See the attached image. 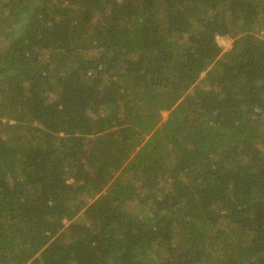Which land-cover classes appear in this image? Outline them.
<instances>
[{"label":"trees","instance_id":"obj_1","mask_svg":"<svg viewBox=\"0 0 264 264\" xmlns=\"http://www.w3.org/2000/svg\"><path fill=\"white\" fill-rule=\"evenodd\" d=\"M258 24L264 0H0V264H264Z\"/></svg>","mask_w":264,"mask_h":264},{"label":"rangeland","instance_id":"obj_2","mask_svg":"<svg viewBox=\"0 0 264 264\" xmlns=\"http://www.w3.org/2000/svg\"><path fill=\"white\" fill-rule=\"evenodd\" d=\"M255 31L260 37H264V25L258 24L255 28ZM218 40L223 47V51H227L232 46L233 37H231L229 35L228 36H221L218 38ZM168 113H169V111H167V110L163 111L162 120H165L167 118ZM129 176L132 179L133 183L141 184L143 181V175H142L140 170H138L134 173H131ZM136 205H137V202L132 201V200L129 201V207H132L133 209H135Z\"/></svg>","mask_w":264,"mask_h":264},{"label":"built area","instance_id":"obj_3","mask_svg":"<svg viewBox=\"0 0 264 264\" xmlns=\"http://www.w3.org/2000/svg\"><path fill=\"white\" fill-rule=\"evenodd\" d=\"M221 36H223V35H218V38L221 37Z\"/></svg>","mask_w":264,"mask_h":264}]
</instances>
